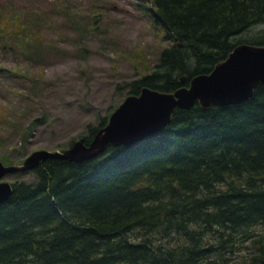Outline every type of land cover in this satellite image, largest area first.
Instances as JSON below:
<instances>
[{"label":"trees","instance_id":"16d2710c","mask_svg":"<svg viewBox=\"0 0 264 264\" xmlns=\"http://www.w3.org/2000/svg\"><path fill=\"white\" fill-rule=\"evenodd\" d=\"M3 1L0 48L28 56L20 50L28 20ZM150 4L151 23L171 44L126 96L144 87L172 93L236 45H264V0ZM105 123L89 129L85 145ZM30 173L34 182L10 184L0 203V264H264V234L253 232L264 228L261 85L240 104L174 109L162 131L132 146L107 145L80 163L47 159ZM137 231L145 235L131 239ZM245 241L246 253L228 257Z\"/></svg>","mask_w":264,"mask_h":264},{"label":"rangeland","instance_id":"374dc122","mask_svg":"<svg viewBox=\"0 0 264 264\" xmlns=\"http://www.w3.org/2000/svg\"><path fill=\"white\" fill-rule=\"evenodd\" d=\"M6 1L28 20L22 31L29 37L20 49L28 56L0 48L4 166L20 165L33 151L65 150L88 136L122 102L126 86L149 74L161 49L171 44L145 11L151 0ZM33 36L42 42L38 51ZM1 181L33 183L34 176L26 171ZM253 232L263 235L264 228ZM144 235L133 232L131 239ZM233 246L240 252L228 257L236 261L249 245Z\"/></svg>","mask_w":264,"mask_h":264},{"label":"water","instance_id":"95a60500","mask_svg":"<svg viewBox=\"0 0 264 264\" xmlns=\"http://www.w3.org/2000/svg\"><path fill=\"white\" fill-rule=\"evenodd\" d=\"M257 85L264 87V45L239 44L208 74L191 78L186 87L172 93L141 88L137 95L122 100L88 144L79 138L62 151H33L20 165L0 163V203L11 194L10 183L1 181L7 174L31 171L47 159L80 163L100 155L107 145L132 146L162 131L174 109L188 110L194 103L200 108L240 104L251 97Z\"/></svg>","mask_w":264,"mask_h":264}]
</instances>
